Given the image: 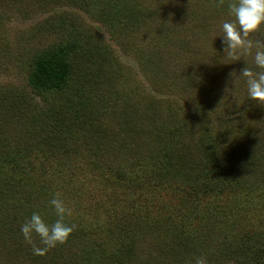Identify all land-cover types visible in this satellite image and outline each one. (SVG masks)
Wrapping results in <instances>:
<instances>
[{
	"label": "rangeland",
	"instance_id": "374dc122",
	"mask_svg": "<svg viewBox=\"0 0 264 264\" xmlns=\"http://www.w3.org/2000/svg\"><path fill=\"white\" fill-rule=\"evenodd\" d=\"M97 1H107L105 7L117 8L118 15H123L118 13L123 2L137 4V15H145V21L135 32L119 31L122 26L116 24L106 26L98 19L101 8ZM218 2L0 0V103L13 101L8 107V117L4 114L0 117V127L7 128L11 146L17 141L25 143L19 129L24 126L25 115L29 114L33 102L39 105L37 97L28 99L32 95L27 77L33 58L48 49L67 42L69 46L75 39L82 46H90L86 50L97 53L96 48H102V58L95 56L88 60H94L99 68L94 64L88 70L93 71L94 67L104 83L100 87L104 88L102 91H95L96 96H107V93L111 96L112 92L109 100L105 99L109 111L97 123L104 130V136L92 133L76 145L71 143L73 147L67 159L58 152L49 154L45 148L43 152L26 154L31 162L27 165L21 161L17 173L7 170L11 176L23 179L21 189L7 200L8 214L4 217L7 226L13 225L12 215L15 218L17 213L20 219L24 211L32 208L52 212L45 196L49 186L72 209V215L65 220L76 226L75 235L46 255L38 256L25 243L23 235L19 236L21 228L12 235L4 228L0 233V264H91L90 253L104 249L111 255L130 237L134 243L129 264H193L189 253L182 259L174 255L178 251L171 237L163 232L171 222L167 215L170 213L175 214L172 218L176 220L189 219L194 237L202 227L200 223L211 220L214 215L230 216L237 223L242 220L246 229L264 227V186L260 185L254 192L260 196L247 203L243 192L232 193L230 188H221L214 194H203L196 190L200 186L198 179L183 185L159 167L162 154L157 141L163 140V131L168 135L164 139L167 138L169 149L174 151L172 157L187 154L189 162L185 167L173 166L171 174L178 170L193 177L195 169L201 167L198 160H205L197 149L209 138L224 147L222 154L234 150L235 154L229 156L234 163L243 159L245 146L251 152L250 160L257 164L264 162V105L249 98L246 78L241 76L245 67L253 72L264 69L255 65V47L250 55L238 54V59L225 55L221 25L235 18L229 13L232 0H225L221 6ZM250 39L253 43L264 42V25ZM169 77L174 80L169 81ZM17 98L21 101L14 103ZM18 103L22 105L20 111L15 105ZM128 103L134 104L135 109ZM96 107L100 111L103 103ZM133 110L141 114L142 120L145 117L140 124L146 120L148 124L136 130L133 144L137 150L129 163L122 165L118 161L126 159L127 154L113 153L116 149L106 139L113 135L129 138L126 133L136 123L130 112ZM188 141L192 143L184 146ZM150 152L159 158L148 157ZM60 160L64 166L57 168ZM115 169L123 180L115 176ZM30 190L34 198L29 201L27 191ZM56 219L53 213L49 222L44 221L51 225ZM124 220V230H118ZM208 234L210 246L197 252L198 256L209 258L217 252L216 247L220 249L233 241L231 237L236 232L227 229ZM34 241L43 247L35 234ZM168 248L174 256L170 257ZM207 260L208 264H215Z\"/></svg>",
	"mask_w": 264,
	"mask_h": 264
},
{
	"label": "trees",
	"instance_id": "16d2710c",
	"mask_svg": "<svg viewBox=\"0 0 264 264\" xmlns=\"http://www.w3.org/2000/svg\"><path fill=\"white\" fill-rule=\"evenodd\" d=\"M106 3L107 1L105 3L97 1V4H99L101 8L98 19L106 26L114 27L116 24L117 27L122 26V28H119V31L122 29L124 33L131 30L135 32L139 30L145 21V15H143L144 17L137 15V4L129 3V1L123 2V5L118 10V13L122 12L123 15H118L117 8L113 9L110 6L105 7ZM91 12H93L92 8ZM69 43L70 42L63 43L64 45H57L33 58L32 68L27 77V85L32 97L28 99L37 97L39 105H35L33 102L30 106L29 114L25 115L24 126H21V129H19L21 138H25V143L20 144L17 141L16 144L13 143V146H11L7 128L0 127V233L5 228L7 233L12 235L17 228H21V225L26 219L31 217L33 212H38L42 219L47 222L51 220V216L55 213L54 209H51L53 210L51 212L41 207L32 208L29 209L28 212L24 211L20 219L17 213L15 218L12 215L11 219L13 225L9 224L7 226L6 222H4V217L6 213L8 214L7 200L21 189L20 185L23 181L22 177H13L7 173V170L16 172V170L20 168L19 164L21 161L29 165L31 160L30 158H26L27 156L25 155L32 154L35 151H44L45 148L46 151H49V154L58 152L67 159L71 153L70 147H73L71 143L76 145L81 139L86 140L88 137L94 135L92 133L104 136V130L97 127V123L100 124L101 115L104 117V112L109 111L106 107L108 101H105V99L107 98V100H109L112 96V92L111 96H109V93H107V96H104V94L96 96L95 91H102L104 88L100 89V87L104 83L100 80V75H98L94 67L93 71L91 69L88 70V68L91 65L94 66V64L99 68V64L96 62L94 63V60L92 62L88 60H91L95 56L102 58V48H96L97 53H95L91 49L86 50V48L90 46H82L76 39L71 42V45L67 46ZM99 57H97L98 59L96 61H99ZM148 59H151V57ZM173 80L172 77H169V81ZM169 84H171V82H169ZM95 98L98 100L94 101ZM17 101L21 100L17 98L14 103ZM3 102H5L6 105H4ZM3 102L1 101L0 103L2 104L0 107V117L2 114L5 115L4 117H8V107L13 105V101ZM102 103L103 107L98 111L96 106ZM128 104H131L132 108L135 109L134 104ZM15 105H17L20 111L19 107L22 105L19 103ZM130 112H133L131 115L134 117L133 120L136 121V123L130 127V131L126 133L129 138L120 139L118 136L113 135L109 139H106L109 140L112 147L116 149L112 150L113 153L118 155L119 152H125L127 154L126 159L118 161V164L123 163L122 165L128 164L130 157L133 153L135 154V150H137L135 144H133L134 138H136L138 133L136 130L140 131V129H143V127L148 124L147 120L140 124L145 117H143L142 120L141 114L138 113L137 110ZM3 121H7V119ZM161 133L164 138L168 136L164 131ZM207 133H209V130L206 131V135L208 136L209 134ZM201 136L206 137L204 134ZM164 138L163 140L157 141L158 150H160L162 154L159 167L172 175L171 177L178 183L189 185L191 182L195 181L194 179H198L200 181V186L196 190L201 191L203 194L207 192L214 194V191L220 190L221 188H230L232 193L243 192L246 194L244 198L246 201L248 200L247 203L256 200L258 197V192H254L259 190L258 188L260 185L262 187L264 186V162L257 164V161L250 160L251 152L248 151L249 147H243V152L241 154L243 159L235 160L234 163L233 159L229 157L235 154V152H232L234 150L222 154L224 153L222 151L224 147L212 138L208 140L206 137L208 141L197 149L202 159L204 157L205 160H198L201 167L195 169L196 171H194L193 177H189L186 173H179L180 171L178 170L175 171V174H171L172 172L170 169L173 166L177 167L179 165L180 167H185L189 162H187V154L176 156L175 158L172 157L174 151L169 149V143L166 141L167 138L166 140ZM34 139H36V143L33 142ZM191 143L192 141H188L184 143V146ZM7 144L9 148H7ZM96 148H98V144ZM194 148L196 149L197 146H194ZM127 152H129V155ZM148 157L153 159L159 158L155 152H150ZM61 161L63 160H60L59 163L56 164L57 168H59V166H64V163H61ZM174 163L175 165H173ZM114 174L116 177H120V179L123 180L120 172L116 173V169ZM129 182L130 184H135L131 180H129ZM45 191L48 192L45 193V196L50 202L55 194L49 186ZM33 194V190H30L29 193L27 191L29 201L34 198ZM241 203L239 205H242ZM2 208L4 210H2ZM22 209H24L23 206ZM167 215L171 222L167 223V227H165V230L163 229V232L171 237L170 241L178 251L176 253L175 250L174 255L180 256V259L189 253V258L194 260V257L198 256L197 252L200 253L202 249L209 247V232L212 231L217 234L230 229L236 232L235 237H231L233 241L226 242L220 249L216 247L217 252L207 259L213 261L215 264H264V227L258 226L253 229H246V223L244 224L242 220L237 223V220H234L230 216L223 217V215H214L211 217V220H204L203 223H200L202 227L198 229L197 235L194 237L189 228V219L186 221L179 217L176 220L172 218V215L175 216L174 213ZM241 215L242 213L239 214V218ZM125 222L124 220L119 223L118 230H124ZM65 223L69 226L72 225V223L67 220H65ZM128 223H130V221ZM153 224L159 229L158 224ZM221 224L222 226H220ZM75 233L76 232H72L69 238L74 236ZM2 235L3 234H1V237ZM19 236H22L21 232ZM19 236H17L18 240H23V238L21 239ZM125 237L121 238L122 241L125 240ZM132 243H134V238L130 237L124 246H121V248L118 247L115 253L111 255L104 252V249L95 250L93 253H90L91 264H129L133 257ZM168 251L170 257L174 256L169 248ZM226 251H228V253L224 254ZM225 257L226 259H224ZM172 261L176 263L179 262L178 260ZM54 262L53 260V263Z\"/></svg>",
	"mask_w": 264,
	"mask_h": 264
},
{
	"label": "clouds",
	"instance_id": "9594fccd",
	"mask_svg": "<svg viewBox=\"0 0 264 264\" xmlns=\"http://www.w3.org/2000/svg\"><path fill=\"white\" fill-rule=\"evenodd\" d=\"M224 2L225 0H219L218 6ZM228 7L230 15L235 19L221 25L225 55L231 59H238V54L250 55L255 47V65L264 69V42L256 40L253 43L250 39V36L259 32L264 25V0H232ZM241 76L246 78L249 98L264 105V71L253 72L245 67L241 70ZM50 205L57 217L54 223L47 224L38 212H33L21 225L24 241L32 246L34 255H46L51 249L66 243L76 227L65 223V217L72 215V209L60 198L59 193L50 200ZM34 234L43 247L36 245ZM193 264H208V260L204 255L196 256Z\"/></svg>",
	"mask_w": 264,
	"mask_h": 264
}]
</instances>
